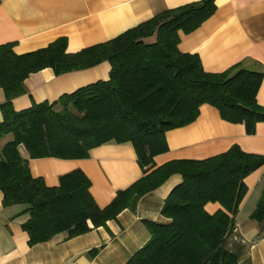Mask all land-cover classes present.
<instances>
[{
  "label": "trees",
  "instance_id": "trees-1",
  "mask_svg": "<svg viewBox=\"0 0 264 264\" xmlns=\"http://www.w3.org/2000/svg\"><path fill=\"white\" fill-rule=\"evenodd\" d=\"M216 10L215 0H199L166 9L112 39L67 53V39L16 54L13 43L0 45V139H12L0 150V191L4 206L25 205L22 229L28 245L46 242L65 232L72 238L105 226L125 209L134 210L144 194L170 176L181 182L164 200L161 215L168 224L147 223L149 240L126 264H239L225 246L247 188L244 179L264 165V156L243 152L237 145L202 160H172L149 171L153 157L168 150L166 132L192 124L199 109L214 107L222 120L243 124L253 134L264 122V106L256 95L264 73L233 65L220 73L206 72L196 54L178 49L179 32L197 29ZM107 62L109 76L63 94L49 103L16 111L12 100L24 94V80L51 68L66 74ZM130 142L143 175L119 190L104 207L91 192L90 179L79 169L47 186L33 177L30 159H85L106 142ZM208 202L222 210L209 214ZM251 218L264 220V192ZM95 251L90 252L94 254Z\"/></svg>",
  "mask_w": 264,
  "mask_h": 264
},
{
  "label": "crops",
  "instance_id": "crops-1",
  "mask_svg": "<svg viewBox=\"0 0 264 264\" xmlns=\"http://www.w3.org/2000/svg\"><path fill=\"white\" fill-rule=\"evenodd\" d=\"M196 1L0 0V45L13 43V51L23 54L65 37L66 52L75 53L106 42L166 9ZM215 6V12L197 29L179 32V51L198 55L206 72L220 73L239 64L245 70L264 73V0H215ZM109 70L107 62L62 75L44 68L24 80L25 92L12 100V107L20 111L51 103L63 94L108 79ZM256 100L264 106V78ZM4 101L0 88V106ZM165 139L168 150L153 157L148 172L172 160L209 158L233 145L245 153L264 156V122L256 124L253 134H247L243 124L222 120L207 104L200 107L192 124L166 132ZM19 152L28 160L32 176L42 178L47 186H57L60 176L81 170L90 179V192L101 208L143 175L130 142H106L91 149L85 159H30L23 146ZM181 180L179 175L170 176L140 197L134 210H123L105 226L72 238L59 233L33 246L28 245V235L22 229L28 219L26 206H4L0 191V264H126L149 240L147 223L170 222L160 211ZM244 183L247 192L225 246L238 255L239 264H264V220L251 218L264 192V165L246 176ZM204 209L214 214L222 207L208 202ZM92 251L95 253L90 254Z\"/></svg>",
  "mask_w": 264,
  "mask_h": 264
},
{
  "label": "rangeland",
  "instance_id": "rangeland-1",
  "mask_svg": "<svg viewBox=\"0 0 264 264\" xmlns=\"http://www.w3.org/2000/svg\"><path fill=\"white\" fill-rule=\"evenodd\" d=\"M11 139H12V135H11V134H9V135L3 137V139L1 138V140H0V150H1V148L3 147V145H4L6 142L10 141Z\"/></svg>",
  "mask_w": 264,
  "mask_h": 264
}]
</instances>
